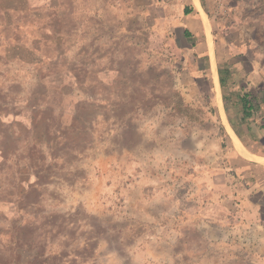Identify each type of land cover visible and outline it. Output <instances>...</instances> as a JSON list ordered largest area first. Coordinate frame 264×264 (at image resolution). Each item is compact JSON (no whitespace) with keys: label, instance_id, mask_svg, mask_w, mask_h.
I'll list each match as a JSON object with an SVG mask.
<instances>
[{"label":"rangeland","instance_id":"374dc122","mask_svg":"<svg viewBox=\"0 0 264 264\" xmlns=\"http://www.w3.org/2000/svg\"><path fill=\"white\" fill-rule=\"evenodd\" d=\"M218 2L220 44L264 41V24L252 38L237 3ZM143 3L65 0L66 24L78 25L83 12L92 13L93 30L124 21V82L88 113L72 142L30 171V215L11 251L15 264H264L212 239L206 208L224 134L213 99L188 76L182 55L156 32L133 31Z\"/></svg>","mask_w":264,"mask_h":264},{"label":"crops","instance_id":"0c3cea01","mask_svg":"<svg viewBox=\"0 0 264 264\" xmlns=\"http://www.w3.org/2000/svg\"><path fill=\"white\" fill-rule=\"evenodd\" d=\"M218 1L145 0L131 23L133 31L156 32L181 54L188 76L214 101L226 143L211 172L206 208L213 241L264 259V41L220 44L213 18ZM229 1L248 16L245 33L253 38L264 24V0ZM64 8L65 0H0V95L8 98L0 105V264H15L11 251L29 221L30 171L72 142L88 113L124 82L118 65L130 38L124 21L93 30L92 13L66 24ZM16 82L19 89L10 91Z\"/></svg>","mask_w":264,"mask_h":264}]
</instances>
